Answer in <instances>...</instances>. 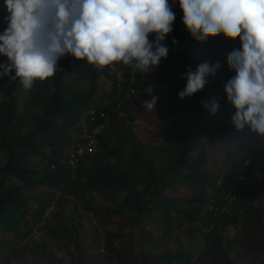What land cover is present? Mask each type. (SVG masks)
I'll list each match as a JSON object with an SVG mask.
<instances>
[{"label": "trees", "instance_id": "16d2710c", "mask_svg": "<svg viewBox=\"0 0 264 264\" xmlns=\"http://www.w3.org/2000/svg\"><path fill=\"white\" fill-rule=\"evenodd\" d=\"M170 8L175 18L173 31L168 35L172 44L167 58H162L159 66L149 73H136L134 81L129 68L125 69L121 80H118L111 65L100 71L93 66L90 80L92 87H76L69 83L70 78L76 74L79 63L87 61L71 56L62 58V63H59L62 70L53 77L46 81H34L31 89L27 90L28 98L20 102L15 95L19 89H23L19 78L16 82L7 77L0 79V149L9 156L5 165L0 168V224L7 230L15 229L17 233L21 232V238L28 237L32 224L46 223V217L55 205L58 194L63 195L67 191L70 195L79 197L89 190L92 196H99L108 203L119 200L124 210L134 215L130 218L134 228H142L141 218L147 217L149 213L158 214L167 225L170 213L174 211L176 218L171 219L180 222L179 219L183 217L191 228L205 231L207 242H211L212 248L217 247L216 250L212 251L211 248L204 252L205 255L199 256L198 261L204 264L207 261H214L212 264H232L228 250L222 252L218 243L223 241L222 234L230 227L242 228L238 224L239 212L242 211L247 217L260 213L253 202L259 189L253 185L258 183L264 189L262 170L255 167L249 154L253 149L260 157L264 156V139L257 141L254 130L248 125L237 129L233 124V134L226 146L224 164L229 166L225 180L222 181L220 176L213 178L217 189L208 198L204 196L203 189H196L190 197L189 207L179 205L174 198H167L165 190L169 184L165 179L160 180L153 154L162 147L173 146L177 154L170 173L189 181L202 178L206 158L198 148L196 135L209 136L213 132L203 118L205 108L200 103V98L205 88L220 85L227 80L232 71L228 67L227 55L233 49L238 50L241 43L238 37L235 41L227 40L220 33L217 37H208L201 51L193 49L189 42L195 38L186 30L179 3ZM7 26H0V32ZM173 39L177 41L176 44H173ZM213 50L225 62L215 74L217 80L213 81V77L209 76L201 91L184 100L179 99L178 93L187 83L181 74L189 67L195 71L200 64L201 54L212 53ZM104 75L111 76L115 86L114 97L108 102L96 97L97 80ZM164 81L171 85L173 98L169 107L164 108L158 104V109L168 120L158 126V132L138 138L133 128L134 118L123 113L129 99L117 86L125 89L132 87L134 92L139 93L146 82L161 84ZM113 101L120 105L119 114L111 117L106 132L98 136V150L92 154H82L75 167H72L67 162L71 153L82 142L78 139V134L81 133L83 122L88 119L87 112L90 109L107 110ZM135 104L143 108L141 101H135ZM20 118L30 119L33 127L17 136L15 129ZM74 132L75 136L70 134ZM124 144L130 147L125 160L121 149ZM70 146L72 152L65 153V149ZM193 155L196 161L189 162ZM35 158L42 163L40 168L30 163ZM247 161L248 164L245 165ZM240 174L245 176V182L238 181L239 177H243ZM219 181H222L221 185H218ZM206 202L210 204L207 207L204 206ZM210 206L214 208L213 211L209 210ZM227 206L229 209L225 210ZM99 208L107 214L121 215V212L109 207ZM205 221L208 223L204 224ZM118 238L113 232L105 235V252L109 254L110 260L127 257L116 245ZM140 240L142 248L145 247L146 236L142 235ZM80 248L77 243V252L81 251ZM141 253V261L146 263V251ZM9 255H5L6 264H9ZM182 258H191L190 253H175L169 262Z\"/></svg>", "mask_w": 264, "mask_h": 264}, {"label": "rangeland", "instance_id": "374dc122", "mask_svg": "<svg viewBox=\"0 0 264 264\" xmlns=\"http://www.w3.org/2000/svg\"><path fill=\"white\" fill-rule=\"evenodd\" d=\"M171 5H173V0H169V6ZM7 15L4 0H0V26L7 24L5 20ZM221 34L224 37V34ZM155 35V33L149 35L150 42ZM164 43L170 48L172 44L171 38L167 36ZM189 45L191 48L201 51L205 42H199L195 38L189 42ZM217 53L216 50H213L212 53L201 54L199 57L200 64L204 62L210 64L219 62L220 68L216 74L225 63L223 59L217 56ZM6 60L7 57L3 56V59H0V63ZM59 63H62V59ZM113 65L116 67V71H114L116 76L118 74L123 75L125 69L128 68L122 62L114 63ZM92 73L93 66L87 62H81L76 74L71 76L69 83L76 87L90 89L93 85L90 83L93 76ZM235 75L236 72L232 70L230 75L227 76V80ZM212 77L213 81L217 80V76ZM225 82L205 88L203 96L200 98L201 104L203 101L210 102L214 97L217 98L219 103L218 111L214 115L207 109H205L203 115L213 132L212 135H196L198 148L204 152L206 158V164L202 167V173L204 174L202 178L189 181L170 173V168L177 154L176 148L173 146L162 147L159 152L153 154L155 169L160 180L165 179L169 184L165 190V195L168 199L174 198L179 205L189 207L190 197L198 188L204 190L206 198L213 196L217 189V184H215L213 178L220 176L223 181L228 174L227 166L229 164L225 165L224 160L226 159V146H228L233 134L231 117L235 115L236 110L227 102L226 93L223 91ZM149 85L154 86L151 95L158 96L156 108L151 111L146 110L144 107L141 109L135 104V101L142 102L151 98L144 91ZM96 86V97L98 100L101 98L106 102L112 100L115 86L111 76H102L97 80ZM117 88H120L124 92L125 97L129 99L123 113L134 118L133 128L138 138L158 132V126L168 120L158 109L159 105L164 108L171 105L173 92H170L171 85L166 81L161 84L146 82L142 85L139 93L134 92L133 94L130 92L132 87L125 89L122 86H117ZM15 95L18 102H20L28 98V91L21 88ZM32 127L33 123L30 119L20 118L15 129L17 136L21 135L20 132L25 133L27 130H31ZM253 132L256 131L254 130ZM70 134L75 136V132ZM255 136H257L256 140L259 142L264 139V134L256 133ZM80 137L81 135L78 134V138ZM121 149L125 160L130 147L124 144ZM70 151H72L71 146L65 149V153ZM8 158L9 156L0 149V168L5 165ZM249 158L254 161L256 168L262 170L261 181H264V156L260 157L255 150L251 149ZM194 161H196L195 155L189 159V162ZM30 163L38 168L42 166L38 158L32 159ZM247 164L248 161L245 165ZM240 176H243V181L239 179L238 181L245 182V176L243 174H240ZM253 187L259 189L253 202L260 210V213L247 217L242 211L239 212L238 224L242 228L230 227L228 231L223 232V241L218 243L222 252L228 250L232 264H264V189L258 183L253 185ZM62 194L57 195L55 205L46 217V223L44 225L40 223L32 224L28 237L21 238V232L17 233L15 229L9 231L0 224V264H6L7 257L5 255L7 253L10 254L9 264H143L141 251L144 250L147 257L144 264H204L202 261H198V257L204 256L212 248L211 242H207L205 231H201L199 228H191L188 223H185L183 217L179 219L180 222H175L174 220L176 219H171L176 218L174 211L170 213L171 218L167 225L162 222L158 214L149 213L147 217L141 218L143 219L142 228H134V223L130 221L131 216L134 215L125 211L119 200V202L115 201L111 204L103 201L99 196H92L89 190L86 191L84 196L80 195L79 197L70 195L67 191ZM209 205L208 202L204 204L206 207ZM100 206L115 209L121 212V215L107 214L99 208ZM207 223L208 221H205L204 224ZM251 230L254 231L251 232ZM109 232L118 235L119 238L116 240V245L121 253L127 256L126 258L111 260L108 258L109 254L105 252L106 241L104 239ZM142 235L146 236L147 239V243L143 248L140 240ZM77 243L81 247L79 252L75 249ZM229 246H231L230 249ZM216 249L217 247L213 246L212 251ZM12 250H15L14 253H11ZM175 253L183 255L190 253L191 258H182L176 260V262H169L170 257ZM212 263L214 261H210V263L207 261V264Z\"/></svg>", "mask_w": 264, "mask_h": 264}, {"label": "clouds", "instance_id": "9594fccd", "mask_svg": "<svg viewBox=\"0 0 264 264\" xmlns=\"http://www.w3.org/2000/svg\"><path fill=\"white\" fill-rule=\"evenodd\" d=\"M183 12V23L199 42L220 33L226 39L240 38L241 48L227 55L236 75L223 91L235 111L231 122L237 129L250 126L264 134V0H173ZM7 27L0 32V79L19 83L25 90L34 81H46L68 56L86 60L97 70L122 62L136 73L146 74L166 59L164 41L173 31L174 12L169 0H4ZM155 33L150 42L149 35ZM177 41L173 39V44ZM219 62H204L181 77L187 83L178 97L184 100L201 91ZM14 73V74H13ZM153 85L144 91L151 98L141 102L148 111L156 108ZM202 105L211 114L218 111L217 98Z\"/></svg>", "mask_w": 264, "mask_h": 264}, {"label": "built area", "instance_id": "2783aa9c", "mask_svg": "<svg viewBox=\"0 0 264 264\" xmlns=\"http://www.w3.org/2000/svg\"><path fill=\"white\" fill-rule=\"evenodd\" d=\"M111 70L114 72L116 71L115 65L110 66ZM118 80H121V75H117ZM130 92L133 94L134 90L131 89ZM119 98V97H117ZM120 105L116 104L114 101L109 104L108 109H103V111H98L95 109H90L86 117L88 118L87 121H84L82 124L81 130V137L78 138L82 142L79 144L78 149L75 152H72L69 159V165L75 167V164L78 158L84 153H95L97 151V143H98V136L102 133L106 132L107 124L110 122L112 116L119 114ZM257 132H254L256 135ZM240 181H243V177H239ZM218 185H221V181L218 182ZM229 209V206L225 208ZM209 210H214L212 206L209 207ZM224 212V210L222 211Z\"/></svg>", "mask_w": 264, "mask_h": 264}]
</instances>
